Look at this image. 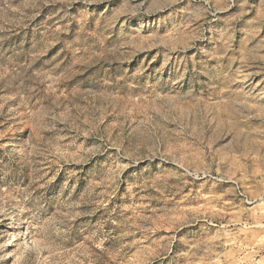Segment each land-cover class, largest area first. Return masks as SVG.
I'll use <instances>...</instances> for the list:
<instances>
[{
	"label": "rangeland",
	"instance_id": "1",
	"mask_svg": "<svg viewBox=\"0 0 264 264\" xmlns=\"http://www.w3.org/2000/svg\"><path fill=\"white\" fill-rule=\"evenodd\" d=\"M0 264H264V0H0Z\"/></svg>",
	"mask_w": 264,
	"mask_h": 264
}]
</instances>
